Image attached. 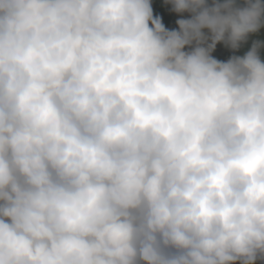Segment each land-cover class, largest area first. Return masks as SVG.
<instances>
[{"label":"clouds","instance_id":"clouds-1","mask_svg":"<svg viewBox=\"0 0 264 264\" xmlns=\"http://www.w3.org/2000/svg\"><path fill=\"white\" fill-rule=\"evenodd\" d=\"M171 5L0 0V264L264 260V3Z\"/></svg>","mask_w":264,"mask_h":264},{"label":"trees","instance_id":"trees-1","mask_svg":"<svg viewBox=\"0 0 264 264\" xmlns=\"http://www.w3.org/2000/svg\"><path fill=\"white\" fill-rule=\"evenodd\" d=\"M206 2L211 5L214 0H206ZM222 2V0H219ZM238 4H243L244 0H236ZM264 3V0H261ZM153 15L159 16L161 18L162 24L168 30L178 29V25L176 21L181 18H190V13H176L172 10L171 0H150ZM151 26V24H149ZM205 34H208L207 29H202ZM254 41H262L264 42V26H262L256 33H251L248 35L247 39L240 44V47L237 49H231L230 47L226 46L223 42H217L216 47L211 52V55L220 60V61H227L233 55L242 56L248 49L251 47ZM210 42V40L208 41ZM195 46V42L192 45H186L184 50L190 51L192 47ZM261 59L264 60V47L260 50ZM238 264V262H237ZM256 264H264V260H257Z\"/></svg>","mask_w":264,"mask_h":264}]
</instances>
